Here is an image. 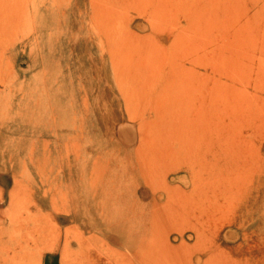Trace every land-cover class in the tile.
<instances>
[{
    "label": "rangeland",
    "instance_id": "obj_1",
    "mask_svg": "<svg viewBox=\"0 0 264 264\" xmlns=\"http://www.w3.org/2000/svg\"><path fill=\"white\" fill-rule=\"evenodd\" d=\"M264 264V0H0V264Z\"/></svg>",
    "mask_w": 264,
    "mask_h": 264
},
{
    "label": "crops",
    "instance_id": "obj_2",
    "mask_svg": "<svg viewBox=\"0 0 264 264\" xmlns=\"http://www.w3.org/2000/svg\"><path fill=\"white\" fill-rule=\"evenodd\" d=\"M43 264H60L59 262L56 261V259L49 257V256H45L44 260H43Z\"/></svg>",
    "mask_w": 264,
    "mask_h": 264
}]
</instances>
